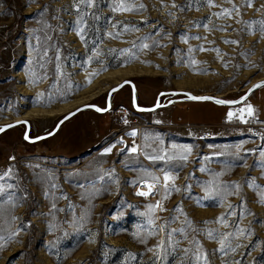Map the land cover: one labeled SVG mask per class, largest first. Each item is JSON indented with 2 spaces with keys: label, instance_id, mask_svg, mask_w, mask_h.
<instances>
[{
  "label": "rangeland",
  "instance_id": "1",
  "mask_svg": "<svg viewBox=\"0 0 264 264\" xmlns=\"http://www.w3.org/2000/svg\"><path fill=\"white\" fill-rule=\"evenodd\" d=\"M263 78L264 0H0V124L31 136L126 79L151 106ZM111 103L0 135V264H264V86Z\"/></svg>",
  "mask_w": 264,
  "mask_h": 264
},
{
  "label": "water",
  "instance_id": "2",
  "mask_svg": "<svg viewBox=\"0 0 264 264\" xmlns=\"http://www.w3.org/2000/svg\"><path fill=\"white\" fill-rule=\"evenodd\" d=\"M126 84H129L131 86V89H132V105H133V107L138 111H153V110H156L160 107L168 106L171 103L181 101V100H188V101L208 100V101H212V102L216 103L217 105H223V106L240 105L245 100H247L249 98V96L255 90L260 88V87H255L256 85L264 84V78L253 82L239 97H237L235 99H226V98L216 96L213 94H195V93L188 91V90L176 89V90H169V91L160 92V94L156 100V103L154 105H151V106H144V105L139 104L138 97H137V85H136L135 81L132 79H126V80L121 81L119 84H117L116 86H114L108 90L106 105L104 107L99 106V105L94 104V103L83 104V105L71 110L70 112L66 113L61 118H59V120L56 122L55 126L50 131H48L46 133H42V134H39L37 136H31L30 135L31 121L29 119H26V118H19V119H15V120L0 124V135L12 127L24 124L25 125V130H24L25 140H27L28 142H31V143L41 141L47 137L54 135L60 129V127L62 126V124L65 121H67L71 117L75 116L77 113H79L80 111H82L84 109L91 108V109H95V110H97L99 112H103V113L109 111L111 109V106H112V103H111L112 94ZM162 94H174V95H182V96L178 97V98H170L166 103H160V96ZM192 97H208L210 99H193ZM217 101H227V102H232V103H217ZM8 125H13V126L6 127Z\"/></svg>",
  "mask_w": 264,
  "mask_h": 264
},
{
  "label": "snow or ice",
  "instance_id": "3",
  "mask_svg": "<svg viewBox=\"0 0 264 264\" xmlns=\"http://www.w3.org/2000/svg\"><path fill=\"white\" fill-rule=\"evenodd\" d=\"M249 6H250V3H249ZM226 14H229L230 15V12H227ZM83 38V37H82ZM262 86H264V84H259V85H256L255 87H262ZM193 99H210V98H208V97H192ZM217 103H232V102H227V101H217ZM99 110V109H98ZM249 114H251V109H250V111H249ZM232 114L231 113H229V116H231ZM11 126H13V125H8V126H6V127H11ZM134 134V133H133ZM132 151H136V149L135 148H133L132 149ZM186 158V157H185ZM165 179L167 180V179H169V177H165ZM149 189L151 190V185H149ZM178 190V189H177ZM140 195H148L149 193H144V192H142V193H139ZM209 235H211V234H209ZM221 250H223V249H221ZM200 259H204L205 260V264H207V260H206V257H204V256H201V257H199Z\"/></svg>",
  "mask_w": 264,
  "mask_h": 264
},
{
  "label": "built area",
  "instance_id": "4",
  "mask_svg": "<svg viewBox=\"0 0 264 264\" xmlns=\"http://www.w3.org/2000/svg\"><path fill=\"white\" fill-rule=\"evenodd\" d=\"M118 117L121 121L123 122H127L128 121V116H127V109L124 106H121L118 108ZM131 144L136 145V138L135 137H131L130 139Z\"/></svg>",
  "mask_w": 264,
  "mask_h": 264
},
{
  "label": "bare ground",
  "instance_id": "5",
  "mask_svg": "<svg viewBox=\"0 0 264 264\" xmlns=\"http://www.w3.org/2000/svg\"><path fill=\"white\" fill-rule=\"evenodd\" d=\"M51 113H52V111L49 114H51ZM149 185H151V190L155 187V183L152 182V181H143V182H141L138 185V191L141 192V193L142 192H144V193L150 192L151 190L149 189Z\"/></svg>",
  "mask_w": 264,
  "mask_h": 264
},
{
  "label": "flooded vegetation",
  "instance_id": "6",
  "mask_svg": "<svg viewBox=\"0 0 264 264\" xmlns=\"http://www.w3.org/2000/svg\"><path fill=\"white\" fill-rule=\"evenodd\" d=\"M164 96H170V97H172V96H174V98H178V97H181L182 95H174V94H162L161 96H160V103H163V97ZM158 98V97H157ZM157 98H156V100H157ZM170 99V98H169ZM156 100H155V103H156ZM178 102V101H177ZM31 132V131H30Z\"/></svg>",
  "mask_w": 264,
  "mask_h": 264
},
{
  "label": "trees",
  "instance_id": "7",
  "mask_svg": "<svg viewBox=\"0 0 264 264\" xmlns=\"http://www.w3.org/2000/svg\"><path fill=\"white\" fill-rule=\"evenodd\" d=\"M219 107H222V106H219ZM221 120V117L217 118V121Z\"/></svg>",
  "mask_w": 264,
  "mask_h": 264
},
{
  "label": "crops",
  "instance_id": "8",
  "mask_svg": "<svg viewBox=\"0 0 264 264\" xmlns=\"http://www.w3.org/2000/svg\"><path fill=\"white\" fill-rule=\"evenodd\" d=\"M259 112V111H258ZM263 122H264V119H263Z\"/></svg>",
  "mask_w": 264,
  "mask_h": 264
}]
</instances>
